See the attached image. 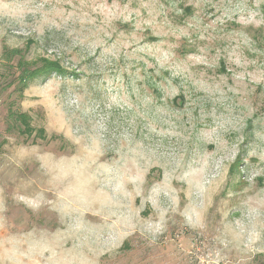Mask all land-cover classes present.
I'll use <instances>...</instances> for the list:
<instances>
[{"label":"rangeland","instance_id":"rangeland-1","mask_svg":"<svg viewBox=\"0 0 264 264\" xmlns=\"http://www.w3.org/2000/svg\"><path fill=\"white\" fill-rule=\"evenodd\" d=\"M0 264H264V0H0Z\"/></svg>","mask_w":264,"mask_h":264},{"label":"trees","instance_id":"trees-1","mask_svg":"<svg viewBox=\"0 0 264 264\" xmlns=\"http://www.w3.org/2000/svg\"><path fill=\"white\" fill-rule=\"evenodd\" d=\"M36 72H40L43 76H48L52 73L63 74L64 68L59 61H50L49 59H41V64L34 69L29 70L28 75L32 77Z\"/></svg>","mask_w":264,"mask_h":264}]
</instances>
